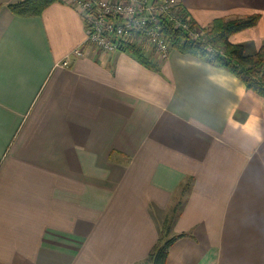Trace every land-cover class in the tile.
<instances>
[{
    "label": "crops",
    "instance_id": "1",
    "mask_svg": "<svg viewBox=\"0 0 264 264\" xmlns=\"http://www.w3.org/2000/svg\"><path fill=\"white\" fill-rule=\"evenodd\" d=\"M0 0V264H135L179 201L165 264H264V97L171 48L158 71L86 45L74 6ZM191 20L259 14L229 36L264 47V0H181ZM188 187L179 196V186Z\"/></svg>",
    "mask_w": 264,
    "mask_h": 264
},
{
    "label": "built area",
    "instance_id": "2",
    "mask_svg": "<svg viewBox=\"0 0 264 264\" xmlns=\"http://www.w3.org/2000/svg\"><path fill=\"white\" fill-rule=\"evenodd\" d=\"M74 6L85 26L84 40L57 63L68 67L72 59L84 55L89 45L96 51L111 53L126 44L151 53L160 62L171 50L164 35V24L185 33L188 40L204 42V30L188 16L181 0H61ZM207 50L212 52L208 45Z\"/></svg>",
    "mask_w": 264,
    "mask_h": 264
},
{
    "label": "trees",
    "instance_id": "3",
    "mask_svg": "<svg viewBox=\"0 0 264 264\" xmlns=\"http://www.w3.org/2000/svg\"><path fill=\"white\" fill-rule=\"evenodd\" d=\"M61 0H20L8 4L9 10L21 17L39 16L43 10L54 2ZM259 14L253 13L242 17L223 18L212 20L208 29L204 30V42H193L186 38L185 33L174 29L170 23L164 24V35L170 42L171 48L180 53L189 54L223 68L237 77L245 87L256 95L264 97V47L256 53L246 55L243 46L229 41V36L235 32L254 26ZM212 52L207 50V46ZM137 62L147 68L158 71L159 67L147 58L142 49L126 44L120 48ZM188 180L179 186V196L188 187ZM179 201L173 205L158 222V238L147 258L135 264H165L169 246L178 238L186 234H171V225Z\"/></svg>",
    "mask_w": 264,
    "mask_h": 264
}]
</instances>
